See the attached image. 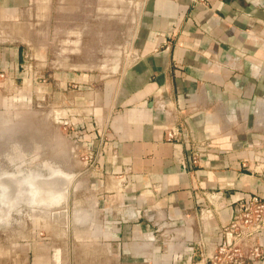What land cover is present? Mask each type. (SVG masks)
Returning <instances> with one entry per match:
<instances>
[{"label":"crops","instance_id":"obj_1","mask_svg":"<svg viewBox=\"0 0 264 264\" xmlns=\"http://www.w3.org/2000/svg\"><path fill=\"white\" fill-rule=\"evenodd\" d=\"M36 1L0 0V70L20 85L0 94V127L43 87L69 118L67 159H82L63 168L75 175L70 206L91 214L75 259L52 228L18 264H196L231 241L221 228L232 208L248 194L264 199V0H146L134 58L111 94L95 73L48 64L51 22ZM164 125L182 130L180 141L164 139ZM203 139L207 151L190 166L188 147ZM204 192L220 208L202 214ZM162 231L173 237L167 249ZM257 240L264 247V231Z\"/></svg>","mask_w":264,"mask_h":264},{"label":"rangeland","instance_id":"obj_2","mask_svg":"<svg viewBox=\"0 0 264 264\" xmlns=\"http://www.w3.org/2000/svg\"><path fill=\"white\" fill-rule=\"evenodd\" d=\"M36 3L45 13L44 18L51 22V29L46 32L48 57L52 59L48 64L95 73L96 87L105 86L107 93H113L119 74L134 58L133 41L146 0H37ZM52 7L56 8L53 21ZM41 78L42 83L48 82ZM44 90L40 88L42 97L39 100L25 98L20 106L8 109V126L0 127V173L20 170L27 174L30 170L46 176L52 166L63 169L80 165V153L78 157L76 153L71 159L66 157L74 147L64 129L69 118L52 108ZM106 117L107 114L103 119ZM8 193V205H0V264H18V259L27 257L26 243L32 242L34 236L52 239V228L61 239L66 256L71 259L81 251L84 242L79 228L86 224L84 212H91L82 207L71 208V195L76 190L70 191L68 207L62 203L53 208L49 201L34 199L28 188ZM79 199L80 196L74 200L79 202ZM66 208L68 219L65 218ZM80 213L84 216L80 217ZM75 229L78 232L74 236L68 234Z\"/></svg>","mask_w":264,"mask_h":264},{"label":"built area","instance_id":"obj_3","mask_svg":"<svg viewBox=\"0 0 264 264\" xmlns=\"http://www.w3.org/2000/svg\"><path fill=\"white\" fill-rule=\"evenodd\" d=\"M194 4L205 5L207 0H192ZM18 89L17 83L7 74L0 70V94L10 96ZM157 106H166L160 99L155 101ZM156 106V107H157ZM164 139L172 142L180 141L184 134L182 130L171 126H163ZM208 148L206 139L195 141L188 147L187 162L190 166L199 163ZM201 213L211 212L220 208L217 194L204 192ZM222 233L230 234L231 241L221 242L214 252L207 254L206 259L202 258L196 264H263L264 247L257 238L264 231V199L257 194H248L242 198L231 210L229 220L222 226ZM164 249H167L168 236L165 231L160 232Z\"/></svg>","mask_w":264,"mask_h":264},{"label":"water","instance_id":"obj_4","mask_svg":"<svg viewBox=\"0 0 264 264\" xmlns=\"http://www.w3.org/2000/svg\"><path fill=\"white\" fill-rule=\"evenodd\" d=\"M21 156V153L18 152ZM26 172V171H25ZM25 172L4 171L0 173V205H8L9 190H17L28 188L29 194L38 200L49 201L52 208L62 203L68 207L69 195L72 189L76 188L73 184L75 175L66 172L62 168L52 166V170L46 176H40L36 172L28 170ZM23 174L21 177L16 174ZM72 208V207H71ZM73 210V209H72ZM82 211V210H81ZM65 218L68 219V210L64 209ZM70 216V213H69ZM90 218V214L85 213L84 219Z\"/></svg>","mask_w":264,"mask_h":264},{"label":"bare ground","instance_id":"obj_5","mask_svg":"<svg viewBox=\"0 0 264 264\" xmlns=\"http://www.w3.org/2000/svg\"><path fill=\"white\" fill-rule=\"evenodd\" d=\"M29 114H31V113H29ZM22 115H23V114H22ZM33 115H35V114H33ZM33 115H31L32 118H33ZM36 115H37V114H36ZM40 115H41V114H40ZM27 117H29V116L27 115ZM27 117H26V118H27ZM24 118H25V117H24ZM36 118H38V121H39V117L36 116ZM20 119H21V118H20ZM23 120H24V119H23ZM35 120H36V119H35ZM21 121H22V119H21ZM60 140H61V139H60ZM57 141H58V140H57ZM55 142H56V141H55ZM59 142H63V141H59ZM53 143H54V142H53ZM63 143H64V142H63ZM63 143H62V144H63ZM66 144H67V143H66ZM60 145H61V143H60ZM64 145H65V144H64ZM64 145H63V146H64ZM53 146H54V144H53ZM68 146H69V145H68ZM61 147H62V146H61ZM64 148H65V147H64ZM61 149H62V148H61ZM65 149H67V147H66ZM68 149H69V148H68ZM59 151H60V150H59ZM65 153H67V151H66ZM61 157H63V156H61ZM73 162H74V161H73ZM78 162H79V161H78ZM80 163H81V162H80ZM74 164H75V163H74ZM76 164H77V163H76ZM76 166H77V165H76ZM76 166H75V167H76ZM84 213H86V212H84ZM84 213H83V214H84ZM80 215H81V216H80ZM73 216H74V215H73ZM79 216L82 217V216H84V215H82V214L80 213ZM75 217L78 218V216H76V215H75ZM80 217H79V219H80ZM73 218H74V217H73ZM83 218H84V217H83ZM60 219H61V218H60ZM75 220H76V219H75ZM82 220H83V219H82ZM59 223H61V222H59ZM85 246H86V245H85ZM75 247H76V246H75ZM90 249H91V248H90ZM83 251H84V249H83ZM76 252H77V250H76ZM80 253H82V252L80 251ZM80 253H77V254H80ZM83 255H84V254H83ZM81 256H82V255H81ZM75 257H76V255H75ZM74 259H75V258H74ZM76 259H77V258H76ZM86 264H87V263H86Z\"/></svg>","mask_w":264,"mask_h":264}]
</instances>
